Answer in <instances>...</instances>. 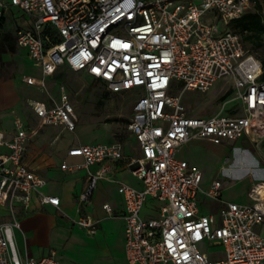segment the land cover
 I'll return each instance as SVG.
<instances>
[{
  "label": "built area",
  "instance_id": "obj_1",
  "mask_svg": "<svg viewBox=\"0 0 264 264\" xmlns=\"http://www.w3.org/2000/svg\"><path fill=\"white\" fill-rule=\"evenodd\" d=\"M251 5L252 0H0L1 10L18 7L30 19L15 39L44 76L27 74V83L43 84L45 76L66 64L103 79L110 90L139 91L128 128L142 150L130 165L138 161L132 171L143 186L124 181L118 186L124 197L127 264H264V235L256 228L264 222V178L251 184L249 202L224 200L218 219L199 211L202 171L175 156L192 137L219 143L264 131L263 62L228 27ZM222 18L228 20L223 28ZM225 75L234 79L233 98L241 100V111L190 115L183 93L206 91ZM176 81H182V90L171 93ZM31 105L41 124L76 129L78 115L64 86L58 99H33ZM14 127L10 136L0 130V205L12 215L11 221H0V264H63L55 250L34 257L23 256L17 247L16 207H29L34 193L42 203L60 207V196L41 191L46 179L24 161L30 132L21 117H15ZM68 153L84 158L64 161L62 167L88 168V184L79 194L81 202H88L109 169L104 165L94 172L89 166L122 157L123 147L118 141L79 143ZM221 187L216 179L205 192L221 198ZM149 198L159 201L157 215L142 213ZM103 207L113 214L109 202ZM74 221L90 233L98 230L97 218L80 215ZM215 241L223 244L221 257L200 247Z\"/></svg>",
  "mask_w": 264,
  "mask_h": 264
},
{
  "label": "rangeland",
  "instance_id": "obj_2",
  "mask_svg": "<svg viewBox=\"0 0 264 264\" xmlns=\"http://www.w3.org/2000/svg\"><path fill=\"white\" fill-rule=\"evenodd\" d=\"M261 1L264 6V0ZM11 9H0V32H10L14 36L17 20L22 19V15L18 8ZM210 15L211 12L207 16ZM226 22L228 20L222 18L220 27H225ZM249 35L245 36L246 47L258 58L264 59V36L263 43L257 45ZM2 56L5 59L1 65V75L4 78L3 83L8 84L0 87V128L9 126L12 113L27 120L29 125L40 126L32 113V100H50L52 97L58 99L62 86L76 108L78 122L75 130L65 131L59 125H45L40 128L41 133L31 139L27 148L28 158L38 166L40 173L43 174L48 166L62 160V146L67 143L118 141L124 147L128 159L140 154L137 141L128 128L133 104L139 97L138 89L110 90L103 79H95L84 71L71 69L66 64L61 65L52 75L45 76L43 84H27L24 80L27 74L43 77L33 59L28 58L24 50L6 51ZM181 90L182 81H176L171 93H180ZM235 90L233 77L225 75L206 91L186 90L182 101L187 112L194 116L229 113L231 108L240 112L242 102L233 98ZM179 154L187 156L191 164L203 172L201 187L207 186L214 178L224 177L227 181L224 197L229 200L249 202L251 199L247 190L250 183L264 177V131L238 141L224 140L219 143L197 137L180 148ZM153 203L154 201L149 202V206ZM155 203L159 204V201L155 200ZM208 203L211 206L208 204L205 212H210L211 209L220 219V208L216 209V202L208 198ZM28 214L30 212L17 209V216L21 219ZM256 228L264 235V222L257 224ZM33 236L41 246L49 248L48 253L55 250L57 258L63 264H121L122 261L121 254L114 253L111 246L103 244L95 235L80 226H76L71 232L33 230ZM215 242L218 243L212 246L202 242L200 247L202 250L208 248L215 251V257H221L224 255L223 244L220 241Z\"/></svg>",
  "mask_w": 264,
  "mask_h": 264
},
{
  "label": "crops",
  "instance_id": "obj_3",
  "mask_svg": "<svg viewBox=\"0 0 264 264\" xmlns=\"http://www.w3.org/2000/svg\"><path fill=\"white\" fill-rule=\"evenodd\" d=\"M21 15H22L21 17L22 19L17 20V29L20 27H27L30 25V19L22 11H21ZM17 50H24L28 58H31L28 54L27 49L24 46L18 45L17 42H16L15 50H6V51L16 52ZM6 51H2L0 53V87L2 86V84L3 85L8 84L7 82L3 83L4 78L1 75V65H3L5 59L2 55ZM34 64L39 68L42 76H44L42 72V68L39 65H37L35 62ZM32 113L35 116V118L40 122V126L29 125L28 121L22 118V120L24 121L25 125L27 126L30 132L27 148L31 139L38 136L41 133L40 128L42 126H45L41 124V119L38 115H36L33 108H32ZM15 117L18 116L15 113H12V115L9 118L10 119V122L8 124L9 126H6L8 129L0 128V130L4 131L8 136L12 135L15 131V127H14ZM34 129H37V132H33ZM63 130L70 131L68 129H65L64 127ZM60 133L58 134L57 139H59ZM245 137H252V136L244 135L238 139H235V141H238L239 139ZM134 138L136 139L135 136ZM194 138L197 137H192L182 145L178 146L175 151L176 157L188 160L190 168H197V167L191 164L187 156L180 155L179 149L185 146L189 141H191ZM136 141L140 152L138 156H133L131 159H128L127 156L125 155V151L123 147L122 157L118 159L99 161L89 166V168L94 172L99 171L101 167L104 165H108L109 169L107 170L106 176H103L98 179L93 194L91 196V199L88 202H81L79 199V194L85 189V187L88 184V168L85 166L78 169H67L62 167V162L64 161H67L68 163L84 161L83 156L71 155L68 153L70 147L75 146L79 143H73V144L67 143L66 144L67 146L61 145L63 148L62 160H60L58 163H54L53 165L48 166L44 170L43 174L38 171V166L30 158H28V153L26 148V151L24 153V161L32 169H34L36 172H38L46 179V182L42 186L41 191L47 194L59 195L60 207H57L52 203H42L38 193H34L29 207L27 208L22 206L16 207V216H17V209L21 210L22 212H30V214H28L27 217H24L22 219L17 216V218L20 220L21 227L14 228V237L20 253L23 256L28 254L34 257H41L43 255L48 254L49 248H44L43 246H41L40 242L36 240V238L33 236V230L43 229L46 230L47 232H52V233L53 232L56 233V231L61 232L62 230L71 232L76 228V226H80L78 223L74 221L75 218L79 217L80 215H89L91 217L99 219L98 230L95 233H91V234L95 235L100 241L103 242V244L107 245L108 247L111 246L113 248L114 253L116 254L118 253L119 255L121 254L122 261L120 263L127 264L126 254H125V230H124L125 221L124 218L122 217L124 211V197L123 194L119 192L118 186H119V181L127 182L136 187L143 186L141 179L133 173L132 165H130V162L133 159L140 157L142 154L140 144L137 139ZM65 146L66 148H64ZM263 178L264 177H260L255 181ZM216 179L219 178H214L212 181H210V183L207 186L201 187L203 183V177H202V181L200 184L201 190L199 189L197 194L199 211L201 213L209 212V211L205 212L206 211L205 209L208 207L207 205L209 204L208 198L216 202L215 206L217 210L221 207L224 200H229L226 197H224V190L227 188L226 187L227 181L224 177L223 179H220L222 181L221 198H213L206 194L205 191L210 187L212 182ZM253 182L254 181L250 183L247 193ZM151 201H154V203L151 206H149V202ZM105 202H109L111 204V206L113 207V214H109L106 211V209L103 207V204ZM209 205L211 206V203ZM158 206L159 204L155 203V199L149 198L143 209L144 214L147 216L157 215ZM209 210H210L209 213H214L211 209ZM11 220H12V215L10 213L9 207L7 205L5 206L0 205V221H11Z\"/></svg>",
  "mask_w": 264,
  "mask_h": 264
},
{
  "label": "trees",
  "instance_id": "obj_4",
  "mask_svg": "<svg viewBox=\"0 0 264 264\" xmlns=\"http://www.w3.org/2000/svg\"><path fill=\"white\" fill-rule=\"evenodd\" d=\"M264 6L261 0H252V5L240 16L233 18L229 21L228 27L238 31L245 42V36L250 34V38L257 45L263 43L264 36ZM15 37L6 32L1 34L0 32V53L6 50H15L16 41ZM264 66V59H261ZM262 77L264 78V72ZM98 79L99 78H95Z\"/></svg>",
  "mask_w": 264,
  "mask_h": 264
},
{
  "label": "water",
  "instance_id": "obj_5",
  "mask_svg": "<svg viewBox=\"0 0 264 264\" xmlns=\"http://www.w3.org/2000/svg\"><path fill=\"white\" fill-rule=\"evenodd\" d=\"M137 164H138V161H135V162L132 163V166H135Z\"/></svg>",
  "mask_w": 264,
  "mask_h": 264
}]
</instances>
